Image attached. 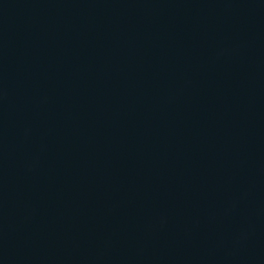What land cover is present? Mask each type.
<instances>
[{
    "label": "water",
    "instance_id": "water-1",
    "mask_svg": "<svg viewBox=\"0 0 264 264\" xmlns=\"http://www.w3.org/2000/svg\"><path fill=\"white\" fill-rule=\"evenodd\" d=\"M0 264H264V0H0Z\"/></svg>",
    "mask_w": 264,
    "mask_h": 264
}]
</instances>
